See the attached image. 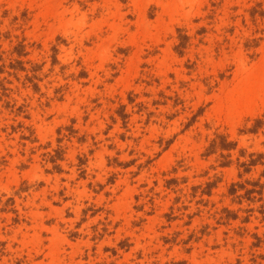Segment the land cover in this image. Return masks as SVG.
I'll return each mask as SVG.
<instances>
[{
	"label": "rangeland",
	"instance_id": "obj_1",
	"mask_svg": "<svg viewBox=\"0 0 264 264\" xmlns=\"http://www.w3.org/2000/svg\"><path fill=\"white\" fill-rule=\"evenodd\" d=\"M0 264H264V0H0Z\"/></svg>",
	"mask_w": 264,
	"mask_h": 264
}]
</instances>
